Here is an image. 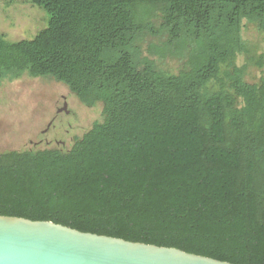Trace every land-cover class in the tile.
I'll use <instances>...</instances> for the list:
<instances>
[{"label":"trees","instance_id":"16d2710c","mask_svg":"<svg viewBox=\"0 0 264 264\" xmlns=\"http://www.w3.org/2000/svg\"><path fill=\"white\" fill-rule=\"evenodd\" d=\"M32 4L47 26L0 33V87L52 78L104 118L70 149L1 152L0 215L264 264V53L244 37L264 0Z\"/></svg>","mask_w":264,"mask_h":264},{"label":"rangeland","instance_id":"374dc122","mask_svg":"<svg viewBox=\"0 0 264 264\" xmlns=\"http://www.w3.org/2000/svg\"><path fill=\"white\" fill-rule=\"evenodd\" d=\"M140 8L145 19L155 11L152 5ZM46 26V13L34 6L32 0H0V33L9 40H33ZM244 37L264 53V33L248 24ZM159 65L178 72L179 65L174 61H159ZM262 77L264 67L252 68L248 80L257 83ZM103 118V104L84 105L67 85L52 78L26 76L6 81L0 87V153L61 148L56 143L47 144L46 140L55 138L66 143L64 149H70L76 138H81Z\"/></svg>","mask_w":264,"mask_h":264},{"label":"water","instance_id":"95a60500","mask_svg":"<svg viewBox=\"0 0 264 264\" xmlns=\"http://www.w3.org/2000/svg\"><path fill=\"white\" fill-rule=\"evenodd\" d=\"M65 108L61 109L66 111ZM0 264H232L180 249L0 215Z\"/></svg>","mask_w":264,"mask_h":264},{"label":"flooded vegetation","instance_id":"af4514ba","mask_svg":"<svg viewBox=\"0 0 264 264\" xmlns=\"http://www.w3.org/2000/svg\"><path fill=\"white\" fill-rule=\"evenodd\" d=\"M51 125V123L49 124V126ZM47 144H57V146H61L62 148L66 145V143L64 141H60L58 138H55L53 140H46Z\"/></svg>","mask_w":264,"mask_h":264}]
</instances>
